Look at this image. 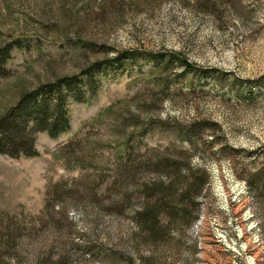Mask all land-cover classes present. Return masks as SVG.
Masks as SVG:
<instances>
[{
  "label": "rangeland",
  "instance_id": "obj_1",
  "mask_svg": "<svg viewBox=\"0 0 264 264\" xmlns=\"http://www.w3.org/2000/svg\"><path fill=\"white\" fill-rule=\"evenodd\" d=\"M14 41L0 119L78 83L66 133L0 153V264H264V0H0Z\"/></svg>",
  "mask_w": 264,
  "mask_h": 264
},
{
  "label": "trees",
  "instance_id": "obj_2",
  "mask_svg": "<svg viewBox=\"0 0 264 264\" xmlns=\"http://www.w3.org/2000/svg\"><path fill=\"white\" fill-rule=\"evenodd\" d=\"M17 48H21L19 41L9 43V45L0 49V77L6 75L5 65L11 58L13 50ZM136 57L135 54L127 56V58L133 59H136ZM121 60L122 58L115 59L110 66L119 64ZM171 63L173 62L171 61ZM184 66L190 68L189 65L185 64ZM84 74L87 75L88 73ZM77 81L76 77L61 78L55 83H49L32 93L24 95L19 104L0 119V153L13 158H20L21 156L34 157L37 155L35 147L37 137L40 134L46 133L52 138H58L66 133L70 128L71 121L67 110L68 100L70 99L68 94L76 88ZM164 164L169 166L167 168L173 167L178 170L176 174L169 175L167 188L163 184L159 186L170 191L172 187L177 185L176 180L180 178L183 165L178 161H168ZM192 177H195L196 183L193 188L186 190L189 196H192L190 194H193V191L199 192L201 186H204L201 185L200 178L194 173ZM157 193L158 195H164L166 192L158 191ZM157 193L154 194L157 195Z\"/></svg>",
  "mask_w": 264,
  "mask_h": 264
}]
</instances>
